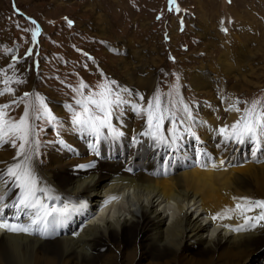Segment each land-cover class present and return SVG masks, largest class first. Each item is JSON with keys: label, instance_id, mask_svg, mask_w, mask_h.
Masks as SVG:
<instances>
[{"label": "rangeland", "instance_id": "374dc122", "mask_svg": "<svg viewBox=\"0 0 264 264\" xmlns=\"http://www.w3.org/2000/svg\"><path fill=\"white\" fill-rule=\"evenodd\" d=\"M37 29L39 34L33 37ZM30 50L32 54L27 55ZM12 63L14 70L8 68ZM0 68L7 69L13 81L0 83V89H14V94L0 98V105H11L4 110L5 120L19 121L26 105L39 93L62 122L65 117L70 122L64 104L74 103L73 87L83 81L90 86L83 90L87 96L100 91L98 84L115 80L132 90L134 97L143 96L137 101L143 107L157 94L164 100L178 92L196 114L194 129L214 131L211 141L219 146L221 141L214 140L218 129L230 127L241 114L226 111L230 104L237 99L264 104V0H175L174 4L170 0H0ZM197 71L209 75V79L203 76L206 84L202 87L193 78ZM24 93L32 95L24 97ZM22 97L20 103H12ZM55 106L64 107V118ZM239 107L243 110L245 105ZM123 115L132 118L127 120ZM125 119L130 124L146 125V116L141 118L127 106L116 120ZM35 122L39 150L45 148L47 140L52 145L54 138L59 140L53 126L30 115L29 123L35 126ZM169 127L165 121L166 135ZM192 145L196 144L190 141L186 146ZM245 154L230 165L238 167L235 174L243 177L244 169L246 174H264V162L242 163ZM222 155L215 154L216 159ZM250 155L252 160L262 156L257 152ZM41 157L40 165L49 154ZM254 164L255 169L248 167ZM176 171L181 172L179 168ZM193 255L200 256V250Z\"/></svg>", "mask_w": 264, "mask_h": 264}, {"label": "bare ground", "instance_id": "6f19581e", "mask_svg": "<svg viewBox=\"0 0 264 264\" xmlns=\"http://www.w3.org/2000/svg\"><path fill=\"white\" fill-rule=\"evenodd\" d=\"M203 76L209 79L207 72L202 71L193 76L201 87L206 84ZM54 109L59 115L65 114L63 107ZM65 118L59 134L64 145L59 140L54 142L48 160L32 166L54 194L62 200H84L87 208L73 214L61 227L68 235L54 240L0 232V264H263L264 251L259 255L258 252L264 249V220L254 221L256 226L252 227L237 212L230 213V219H212L226 208L234 209L237 203L234 197L264 201L263 172L262 176L254 175L255 171L246 174L248 171L244 169L241 172L246 173L241 177L234 172L237 166L230 168L237 163L234 160L238 155L248 152L245 144L224 145L223 137L217 134L215 139L221 145L215 146L211 141L214 131L193 127L192 131L198 133L195 137L181 131L187 144L190 141L196 144L192 145L193 152L211 149L215 155L212 149L216 148V155L223 153L218 156L217 166L224 167L175 165L182 150L169 153L163 145L157 147L150 137L142 135L145 126L141 123L113 118V123L125 134L124 142H98L103 156L100 158L92 153L91 142L74 133ZM133 138L140 139L139 143ZM260 145L261 151L264 144ZM249 151L253 154L252 149ZM261 154L264 155L263 151ZM15 155L16 149L9 144L0 146V168L13 163ZM92 161L96 166L89 170L90 174L76 167ZM166 162L164 173L162 164ZM178 168L181 172L176 171ZM18 192L13 190L8 200L14 199ZM106 196L122 200H113L110 204L114 206L107 208L99 220L84 223L82 217L92 207L101 206ZM260 212L257 208L246 215L256 217ZM240 225L248 230L234 231ZM77 227L80 229L76 230ZM196 250H200V256L193 255Z\"/></svg>", "mask_w": 264, "mask_h": 264}, {"label": "snow or ice", "instance_id": "6c2138e0", "mask_svg": "<svg viewBox=\"0 0 264 264\" xmlns=\"http://www.w3.org/2000/svg\"><path fill=\"white\" fill-rule=\"evenodd\" d=\"M170 3L174 4L175 0H170ZM177 11H179L178 8ZM32 23L35 24V21ZM68 23L71 26L72 22L68 21ZM223 30L227 31V29ZM38 34V29L32 32L33 37ZM31 54L30 50L27 55ZM8 68L14 70L15 63L9 64ZM7 72V69L0 68V76L3 77L0 79V83L4 85L13 82ZM15 82L22 83L20 80ZM69 87L72 86L69 85ZM97 87L100 89L99 92H90L89 95L85 96L83 90L89 89L90 86L81 81L77 87L72 88L76 94L73 96L74 103L64 104L65 109L70 113L71 130L82 137L93 138L90 148L96 156L100 155L98 142L118 141L120 137L125 135L113 123V118L116 117L118 120L119 113L125 106L141 118L146 116V130L142 135L150 137L157 147L163 145L169 153L178 152L181 142L186 138L181 134V128H183L184 133L195 137L192 129L197 123V118L193 116L191 106L183 101L178 92L175 96L168 94L171 98L166 97L164 100L157 94L149 101L147 107H143L137 102L143 100V96L134 97L132 90L119 86L115 80L98 84ZM5 94H14V89L11 87L0 89V95ZM30 95L32 94L24 93V97ZM125 96L129 98L126 99ZM24 97L19 101H12V103H20ZM240 104L245 105L243 110L239 107ZM9 107H11L10 104L0 105V146L9 144L16 149V155L13 157V163L5 168H0V184L6 189V193L0 195V228L13 233L29 235L46 236L50 232L56 233L73 214L82 213L87 208V202L84 200L72 202L70 198L62 200L37 176L32 162L33 158L38 155L40 141L34 126L29 123V116L31 115L33 120L44 121L53 127L62 126V122L39 93H36L35 99L26 105L24 115L19 121L4 119L7 114L4 110ZM225 110L241 114L239 119L230 127L225 125L218 129V135L223 137L222 143L224 145L229 143L252 144L255 148L257 145L264 144V104L258 101L249 103L237 99ZM165 121L170 125L167 135L163 131ZM57 135L59 136V133ZM133 139L135 140V138ZM59 143L64 145L62 139L59 140ZM65 147L69 146L65 145ZM203 155L207 157V153H203ZM95 166V161H92L87 164H79L76 167L80 171L90 174L89 170L94 169ZM162 169L166 173L167 162L162 164ZM15 189H18L19 192L14 199L9 201L8 196ZM116 199L118 197L110 196L105 204ZM233 199L237 200L234 209L226 208L222 213L214 215L212 219H230V213L237 212L244 217L245 223L251 224L252 227L256 226L254 221L264 220V201H253L247 197H234ZM257 208L261 209L258 216L246 215V213ZM6 210L12 214L11 220L13 222H9V216L5 215ZM21 216L28 222L18 223L21 221ZM246 230L248 229L244 227L234 229V231Z\"/></svg>", "mask_w": 264, "mask_h": 264}]
</instances>
